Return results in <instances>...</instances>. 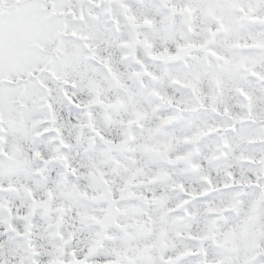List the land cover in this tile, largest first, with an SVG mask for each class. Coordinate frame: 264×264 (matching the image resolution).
<instances>
[{
  "label": "snow or ice",
  "instance_id": "1",
  "mask_svg": "<svg viewBox=\"0 0 264 264\" xmlns=\"http://www.w3.org/2000/svg\"><path fill=\"white\" fill-rule=\"evenodd\" d=\"M0 264H264V0H0Z\"/></svg>",
  "mask_w": 264,
  "mask_h": 264
}]
</instances>
